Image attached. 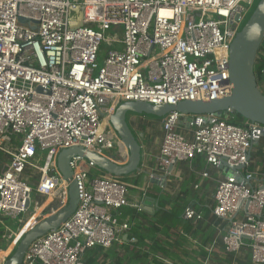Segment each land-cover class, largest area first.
<instances>
[{
	"label": "built area",
	"instance_id": "2783aa9c",
	"mask_svg": "<svg viewBox=\"0 0 264 264\" xmlns=\"http://www.w3.org/2000/svg\"><path fill=\"white\" fill-rule=\"evenodd\" d=\"M254 2L0 0V159L6 161L0 170V223L1 217L17 220L29 212L27 168L40 173L37 192L62 206L69 185L57 167L61 151L81 146L103 154L125 147L108 123L119 104L178 105L229 96L230 47ZM73 12L83 17L74 21ZM103 44L108 50L100 66ZM232 114H168L159 170L167 177L175 164L200 155L217 168L242 166L218 181L212 211L229 223L221 238L225 252L236 255L249 240L251 261L264 264V179L253 185L257 174L249 170L248 157L264 126L235 125ZM39 151L46 153L42 166ZM70 166L78 206L58 229L30 245L23 264H85L88 249H110L130 229L117 214L124 207L139 209L129 201L128 186L82 157ZM183 218L201 221L203 215L187 208ZM30 223L28 218L13 233L15 247ZM10 255L0 251V264Z\"/></svg>",
	"mask_w": 264,
	"mask_h": 264
},
{
	"label": "crops",
	"instance_id": "0c3cea01",
	"mask_svg": "<svg viewBox=\"0 0 264 264\" xmlns=\"http://www.w3.org/2000/svg\"><path fill=\"white\" fill-rule=\"evenodd\" d=\"M127 121L137 141L141 145L142 161L139 171L119 179L128 186L129 201L137 205L139 209L130 206L124 207L117 213L119 214V219L130 224L127 210H134L136 213L143 212L153 216L161 207H165L168 212L175 211L181 214L185 223H182L178 231L188 243L184 244L179 250L166 246L167 249H169L170 255L164 260L168 264H173L176 260L180 262V264H204L205 262L207 264H254L251 261L249 240L245 241V245L238 254L232 255L225 252L221 238L229 225L228 222H224L226 224L225 229H221L214 224L211 225V228H208V226H204V224L207 225L209 222L207 219L206 221L204 218L201 221H186L183 218V209L193 208L198 213H201L203 217L208 211L213 209L218 181L225 177L228 171L225 168H217L208 164L205 156L200 155L196 156L191 163L179 162L175 164L170 175L164 177L159 170L158 164V156L164 134L162 127L163 118L157 119L145 115L129 114L127 116ZM181 132L186 135L188 139L192 138V132L186 125L181 126ZM103 154L119 165H125L129 159V153L125 147H118L114 150H104ZM254 155H256V160L253 162L252 158ZM249 170L257 174V180L253 182V185L257 186L258 184H263L264 147H262L261 151L259 148L255 147L252 149ZM203 174H207L208 176L204 177ZM152 176L155 178H152ZM159 178H163V181H159ZM37 185L33 184V186L36 187ZM48 199L50 198L41 194L37 195L35 198L36 209L34 211L39 210L38 214H40L43 209L40 207L46 204ZM68 199L69 193H67V200ZM41 200H44L42 204L39 203ZM65 205L60 206L59 200L51 201L48 206V208H50L49 215L65 207ZM29 214L30 210L23 222L28 219ZM189 222L197 224L204 222V224L198 227L193 226V228L189 230V233L188 230L183 228L184 225ZM213 230L215 231V236L212 238ZM7 231L12 234L14 233L10 228H7ZM207 237H211L212 239L209 240L206 245L202 244L201 239L204 240ZM157 238L165 240L166 237L163 232L159 231ZM127 241L128 234L125 233L119 245L122 246ZM14 249L13 240L7 245L5 251L1 252H4L5 255L12 254ZM202 251H207L208 254L202 257L200 256Z\"/></svg>",
	"mask_w": 264,
	"mask_h": 264
},
{
	"label": "water",
	"instance_id": "95a60500",
	"mask_svg": "<svg viewBox=\"0 0 264 264\" xmlns=\"http://www.w3.org/2000/svg\"><path fill=\"white\" fill-rule=\"evenodd\" d=\"M19 21L22 24L28 22L25 18H19ZM263 45L264 0H260L249 21L238 33L230 47L229 72L233 89L229 96L210 101H187L178 105H154L147 102H124L119 104L110 115L108 123L129 153V159L125 165L116 164L106 155L89 151L81 146L61 151L58 156L57 167L59 173L69 185V201L65 207L46 216L34 225L18 242L5 264H23L24 256L30 245L49 231L58 229L75 212L79 201L73 169L70 166V162L74 157H82L94 163L96 167L105 173L117 178L128 176L140 170L142 161L141 145L128 124L127 116L129 114L162 119L173 112L197 117L213 115L222 117L228 112H232L240 115L250 123L264 126V94L258 86L255 72L258 53ZM38 91H43V89L38 88ZM260 136L264 138V132ZM257 143L258 140L253 142L252 147ZM252 149L249 150V160H251ZM222 168H225L228 172H233L243 167L236 168L229 166L227 163H222ZM72 188L74 192H71ZM30 206L31 200H28L26 208L29 210Z\"/></svg>",
	"mask_w": 264,
	"mask_h": 264
},
{
	"label": "trees",
	"instance_id": "16d2710c",
	"mask_svg": "<svg viewBox=\"0 0 264 264\" xmlns=\"http://www.w3.org/2000/svg\"><path fill=\"white\" fill-rule=\"evenodd\" d=\"M255 72L258 86L264 94V45L258 53ZM230 121L231 123L239 126H243L245 122H248L238 114H233ZM262 147H264V138L260 139L258 146L255 148H259L261 151ZM255 160L256 155L252 158L253 162ZM1 161H4L2 162L3 165L6 164L5 160L0 159V162ZM29 169L30 168L26 169L24 176L26 179L31 178L29 184L32 187L34 184L32 178H38L39 180L40 173L37 170L29 171ZM37 172L39 174H36ZM32 188L33 193H35L36 196L39 195L37 187L33 186ZM43 201L44 200H41L39 203L42 204ZM183 211H185V209H183ZM127 213L129 215V222L131 225L129 231L127 232L128 241L122 246L115 244L111 249L107 250L101 247L88 249L82 258L85 264H168L164 260L170 255L169 249H167L166 246L179 250L184 244L188 243L178 231L179 227L182 226V223L185 222L183 221L181 214L176 213L175 211L168 212L165 207H161L160 210L153 216L143 212L136 213L134 210H127ZM203 218L205 221L206 219L209 221L207 225L204 224V222L198 224L189 222L184 225L183 228L189 231L193 228V226L198 227L204 224V226L211 228V225L214 224L221 229H225V221L215 217L212 210L208 211ZM21 220L22 219L18 220L19 223H13L8 219L2 220L3 223H0V251H5L7 245L14 239L13 234L8 232L7 228L16 232L24 224L23 221L20 222ZM120 221L124 222L121 219ZM159 231L164 233V236L166 237L165 240L157 238ZM214 236L215 231L213 230L212 238ZM212 238L207 237L204 240L201 239L202 244L206 245ZM207 254V251H202L200 256L205 257ZM173 264H180V262L176 260Z\"/></svg>",
	"mask_w": 264,
	"mask_h": 264
},
{
	"label": "rangeland",
	"instance_id": "374dc122",
	"mask_svg": "<svg viewBox=\"0 0 264 264\" xmlns=\"http://www.w3.org/2000/svg\"><path fill=\"white\" fill-rule=\"evenodd\" d=\"M259 2H260V0H255V2H254V4H253V7L249 10V12H248V14L246 15V17H245V19H244V22L242 23V25H241V30H242V28L247 24V22L249 21V19H250V17L252 16V14H253V12L255 11V9L257 8V6H258V4H259ZM81 17H83V15H81V16H79L78 15V13H76V12H73L72 13V15H71V19L72 20H74V21H77V20H79ZM240 30V31H241ZM102 50H103V52H102V54H101V56H100V58H99V60H98V63H99V65L101 66L102 65V63H103V60H104V54H105V52L108 50V46L106 45V44H103V46H102ZM104 115L106 114V111H105V109H104ZM233 115V114H232ZM104 120V119H103ZM254 148V147H253ZM45 152H38V164L40 165V166H42L43 164H44V159H45ZM2 162H4V161H1L0 162V170L3 168V163ZM5 163H6V161H5ZM58 164V163H57ZM34 170H36V169H34V168H32V167H30V169H29V171H34ZM36 174H39L38 172L36 173ZM38 177V176H37ZM32 180L34 181V184L35 185H37V183H38V178H32ZM71 192H74V189L72 188L71 189ZM35 198H36V194L35 193H33V194H31V206H30V214H29V216H28V218L30 219V221H31V224L30 225H35V224H37L39 221H41L42 219H44L47 215H49L50 213V208H48V206H49V203L52 201V199L50 198V199H48L47 200V202H46V204H44L42 207H40L42 210H41V212H40V214H38L39 213V210H36V211H34L35 209H36V201H35ZM49 200H51V201H49ZM53 202V201H52ZM34 211V212H33ZM33 212V213H32ZM28 214V213H27ZM5 219H8V220H10V221H12L13 223H19V221L18 220H20V219H22V220H24V219H26V215H24V216H22L21 218H19V219H17V220H15V221H13V219H10V218H5V217H1V221L2 220H5ZM2 223H3V221H2ZM20 234L18 235V238H20ZM15 245V244H14Z\"/></svg>",
	"mask_w": 264,
	"mask_h": 264
},
{
	"label": "bare ground",
	"instance_id": "6f19581e",
	"mask_svg": "<svg viewBox=\"0 0 264 264\" xmlns=\"http://www.w3.org/2000/svg\"><path fill=\"white\" fill-rule=\"evenodd\" d=\"M104 125H105V123H104Z\"/></svg>",
	"mask_w": 264,
	"mask_h": 264
}]
</instances>
